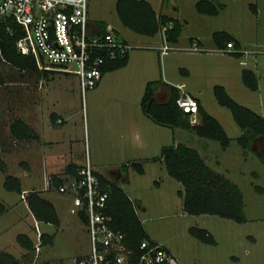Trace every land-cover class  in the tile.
Returning a JSON list of instances; mask_svg holds the SVG:
<instances>
[{"label":"rangeland","instance_id":"374dc122","mask_svg":"<svg viewBox=\"0 0 264 264\" xmlns=\"http://www.w3.org/2000/svg\"><path fill=\"white\" fill-rule=\"evenodd\" d=\"M116 1L89 0V14L94 19L109 22L118 40L138 43L142 39L150 40L152 36H143L140 30L121 20ZM151 1L156 10L160 9L183 19L179 42L182 46L191 44L192 39H196L200 46V49L189 50L171 44L174 47H170L169 50L174 51L160 56L158 68L160 69L167 56L166 73L168 77L178 79L182 74L178 65L183 63L187 69L183 74L185 88L199 100L204 111L222 124L229 141L222 145L217 139L196 132L190 133L189 129L178 125L172 126L176 128L181 141L199 148L201 151L199 154H203L200 155L209 166L237 182L243 194L244 219L237 222L215 214L186 213L182 205L183 199L178 194V189H182L181 184L167 173L164 163H160L157 157H152L151 161L142 162L143 173L131 170L128 181L121 183L124 192L132 197L129 202L131 205H128L132 211L129 214L131 229L135 234H144V238L162 243L179 264H264V151L260 148L256 153L249 144L243 146L241 143L246 139L248 143L251 141L250 132L254 131L253 129L264 132V0H216L217 4L216 1L213 2L216 5L213 12L196 10L194 0ZM125 6L122 11L125 17L128 16L130 21L139 26L141 22L144 23V18L140 21V16L135 11L130 15L125 13ZM185 17L188 18L187 21H184ZM92 31H96L94 26ZM159 32L158 30L153 34V39L157 42L158 39L161 41ZM190 35L193 36L189 40ZM227 36L238 40L241 46L258 48L261 51L239 54L211 49L224 45ZM164 42L167 43L166 40ZM169 56H173V59H169ZM175 56H179L178 60ZM241 57L245 62L239 61ZM0 68L5 77L0 83V109H3L1 118L5 120V124L11 116L18 115L19 100L23 101V97L29 100L31 96H70V105L65 117L68 120L67 127L71 137L77 138L76 143L84 151V124L86 139L88 132L90 139L95 136L100 139L101 135L104 145L105 137L99 134L103 133V129L89 126L87 131L86 123L83 122L85 98L89 96L87 93L89 88L82 100L76 74L58 70L50 71L51 74L19 70L1 58ZM244 71L251 72L253 84L246 82L243 77ZM102 88L105 96H112L108 94L111 92L108 84L102 85ZM219 96H229L253 111L254 114L248 121V136L236 123L231 108L219 102ZM198 113L197 111L196 114L199 115ZM7 140L12 143L10 137ZM99 145L101 146V141ZM8 164L9 167L15 166L16 159L13 158ZM29 175L35 182L27 184L23 179L24 185L43 188V181L39 176L32 172ZM1 181L0 173V201L9 200L4 202L5 205L15 201L16 208L19 209V227L11 226L0 236V248L13 252L15 249L10 247V244L16 243L15 234L18 231H25L31 237L32 243L35 241L36 233L31 212L25 201L20 199L16 191L3 189ZM46 195L54 200L59 210L70 205L72 212L63 213L62 222L58 226L39 222L42 229L54 234L52 243L40 245V257L50 258L58 264H73V257L88 248L85 226L76 215L69 195L58 191L54 194L46 192ZM138 198H141L145 209L140 208ZM213 203L218 204L217 201H212ZM193 225L206 228L214 241L206 242L193 235L190 230ZM123 232L125 233V230ZM22 249L19 244V257H24L22 259L24 264H30L28 257L32 254L26 252L22 255L20 252Z\"/></svg>","mask_w":264,"mask_h":264},{"label":"crops","instance_id":"0c3cea01","mask_svg":"<svg viewBox=\"0 0 264 264\" xmlns=\"http://www.w3.org/2000/svg\"><path fill=\"white\" fill-rule=\"evenodd\" d=\"M147 1L156 12H162L176 18V20L180 24V30L177 34L176 39L171 40L167 38V27L164 29L162 27V25L166 22L161 24L157 29V31H160L159 38H161V41L160 39H158L157 42L153 39V34H155V32L150 34L140 31L143 36H152L151 39H142L139 43L134 41L135 45L130 47L127 51L128 55L125 63L102 70V74L98 82L94 87L87 90L89 96H86L85 98V112L83 113L82 117L83 122L86 123L85 125L87 131L89 126L96 128L100 127L101 129H103V133L99 132V134H102V136L105 137L104 145H102L103 141L101 139V135H98L100 139L96 138V136L90 139V137H88L89 132L87 133V146L89 149V156L93 165L94 172L98 175V177L100 176L108 183L121 187L122 190L123 187L121 186V183L128 181L131 170H134L137 173H143L144 167L142 162L151 161L152 157H157L160 163H164L160 156L162 148L167 145H175L177 142H183L176 133L177 131L175 127H173L172 125L169 126L165 123H158L153 121L141 109L140 99L147 80H160L155 89V98L158 101H165L169 98L172 91L177 89V87L175 86L176 82H184V84L186 85V81L185 79H183V74L187 70L186 67L182 65L183 63L179 64L178 66L182 71L180 78L177 77L178 79H172L171 77H168L166 73L167 63H165L167 56H165L164 63L161 65L160 69L158 68L160 56L162 54L168 55L169 53H172L174 51L169 50L170 48H168L167 51L160 52L159 44H175V47L182 46L179 42L181 40L180 33L182 31L183 19L170 13L161 11L160 9L156 10L152 1ZM195 1L196 0H194V7ZM212 1L215 2L216 0ZM175 5L177 6V3ZM89 20L93 22L95 21V23L99 21L105 23L107 22L106 20L102 19H94L90 14ZM187 20L188 18L185 17L184 21ZM191 36L193 35L189 36V40L191 39ZM197 38L201 42V39H199V37ZM164 40H166L167 43L164 42ZM171 47H174V45H171ZM172 55L174 56V54ZM173 56H169V59L172 60ZM178 57L179 56H175L177 60ZM50 71L53 70H46V73L51 74ZM35 72L38 73L39 71ZM104 84H108V86L110 87L109 90L111 91L108 92V94L112 96H105L104 92H102V85ZM70 98V96H31V98L28 100V98L23 97V101L19 100L18 115L11 116L6 124L4 123L5 120L1 118L3 109H0L1 186L7 191H16L17 193H19L20 199L25 201L28 210H30L31 212L32 218L36 219L38 221V224L39 222H44L47 225L58 226L62 222V214L65 212H72L70 205L59 210L54 200L46 195V192L54 194L55 191H58L62 194L69 195L72 198L70 192L59 191L57 189V186L73 178L75 176V168L83 160L82 147H80V145L76 143L77 138H72L68 132V120L65 115H67L68 113L67 109L70 105ZM197 102V111L199 112V100H197ZM82 107L84 108V105H82ZM200 108H202L201 105ZM15 119H19V121L21 122L19 123V133L21 134L20 136L14 135L10 130V125ZM199 120L200 116L197 115V121L190 122L197 123L199 122ZM180 127L182 128V126ZM83 128L84 131H86L84 124ZM189 132L195 133L193 130H190ZM224 132L226 133L225 130ZM9 137L11 138L12 143L8 142L7 139H9ZM99 140L101 141V146L99 145ZM263 141L264 140L261 135L256 136L251 142L250 148H252L253 150L256 149L263 143ZM183 143L194 147L198 152H201L199 151V148L197 146L188 144L187 142ZM200 154L203 156L202 153ZM13 158L16 159V165L9 167L8 163L9 161H12ZM207 165L209 166V164ZM209 167L212 168L211 166ZM30 172L42 179L43 188H36L32 185L31 187H28L24 185L23 179L27 184L35 182L34 178L30 177ZM20 173H22V175H20ZM7 176L15 177V179H13L14 181H12L10 178L8 182L11 186H18L19 190H15V188H9L5 185V179ZM177 182L182 186V189H178V194L183 199V184L179 180H177ZM46 183L48 185H46ZM234 183L237 184V182ZM30 191H36L38 195L47 199L52 204L58 218L57 223H54L50 220L38 219L34 216L27 203L28 193ZM124 193L129 200H132V197L126 191ZM137 197L138 196H136V198ZM138 199L139 201L137 202L140 205V208L145 209L146 207L140 200L141 198ZM5 201L8 202L9 200ZM5 201H0V223H2L0 225V236L3 235L5 229L11 226H14V228L19 227V209L16 208L17 205H15V201L9 202L7 203V205H5ZM185 212L188 213L187 211ZM75 213L85 226V220L80 217L76 209ZM39 227L41 233L46 232L50 235L51 240L47 243H52L54 240V234L42 229L40 224ZM18 233H24L28 235L25 231H18L15 234L16 243L10 244V247H13V249H15L13 252L4 248H0V250L10 252L17 259H23V256L19 257V244L23 247V249L20 251L22 252V255H24L27 250L21 244V240H18ZM87 250L75 256L85 254ZM28 252H30L31 255V250ZM38 257L40 259V264H43V261H48L51 264H58L57 261L50 258L40 257V252ZM29 258L30 256L28 257V259ZM175 262L176 264H179L177 260H175Z\"/></svg>","mask_w":264,"mask_h":264},{"label":"built area","instance_id":"2783aa9c","mask_svg":"<svg viewBox=\"0 0 264 264\" xmlns=\"http://www.w3.org/2000/svg\"><path fill=\"white\" fill-rule=\"evenodd\" d=\"M88 5L89 0H0V19L11 17L20 24L22 33L15 39L17 49L32 55L40 69L76 74L82 99L85 91L100 79L101 64L105 57H114L135 45L131 41L116 39L109 22L105 23L101 31L93 32L87 25ZM171 24L172 20L169 19L162 27L164 29ZM159 47L160 52H164L171 45L162 43ZM182 47L200 49L196 39ZM211 49L239 54L261 51L241 46L240 42L236 43L232 38L227 39L224 45ZM239 61L245 62V59L241 57ZM175 86L178 89L176 104L189 114L191 122H196L197 99L185 88L184 82H176ZM84 142L83 160L75 168V176L57 186L59 191L70 192L72 205L85 216L88 250L85 254L73 257V264H176L162 243L142 238L135 248H131L125 242L123 230L111 226V215L105 209L108 191L102 187L94 172L85 131ZM33 226L36 234L29 262L40 264L38 256L42 238L36 219H33Z\"/></svg>","mask_w":264,"mask_h":264},{"label":"trees","instance_id":"16d2710c","mask_svg":"<svg viewBox=\"0 0 264 264\" xmlns=\"http://www.w3.org/2000/svg\"><path fill=\"white\" fill-rule=\"evenodd\" d=\"M116 6L118 14L121 16V20L137 30L152 34L157 31L161 24L170 19L172 20V25L166 28L167 38L174 40L179 33L180 24L176 18L162 12H156L147 0H117ZM124 6L125 13L130 15L135 11L138 16H140V21L144 18V23L141 22V25L139 26L133 21H130L127 18L128 16L125 17L122 12ZM195 8L199 11L213 12L216 5L212 0H196ZM87 25L91 29L94 26V28L97 29L96 31H101L105 26V22L99 21L95 23V21L93 22L88 20ZM21 33L22 30L20 28V24L16 23L11 17L0 19V58L20 70L42 71L46 74V70L49 69L38 68L32 55L20 52L17 49L15 39ZM227 39H230V37L227 36L225 40ZM234 41L238 43V40L234 39ZM127 55L128 52L124 51L114 57L106 56L101 64L102 70L125 63ZM243 77L247 83H254L253 76L250 71H244ZM4 80L5 77L0 68V83ZM159 81V79L147 80L140 99L141 109L153 121L173 126H182L186 129L193 130L198 134L217 139L222 145H225L229 141V137L224 132L218 120L200 108V105V120L197 123H191L189 120V114L183 111L175 102L177 89L173 90L169 98L165 101H158L155 98V89ZM218 100L221 104L231 108L236 123L239 125L241 130H243V133H247L248 136V121L250 120L249 118H251V115L254 114L253 111H251L248 107L235 102L229 96H219ZM19 123H21L19 119H15L10 125V130L16 136L21 135L19 133ZM253 130L254 131L250 132L251 141L249 143L246 138L245 139L247 141H241L243 146H247L248 144L250 145L253 139L258 135H261L264 140L263 130ZM238 139H240V137ZM260 148L264 151V141L260 147L255 149L256 153L259 152ZM160 156L167 168V172L183 184V208L185 211L193 214L203 212L213 213L219 216L231 218L238 222L243 221V196L240 188L223 173L210 168L194 147L182 142H177L175 145L164 146L161 150ZM10 178L12 181L15 179L13 176H7L5 179V185L9 188L19 190L18 186L9 185L8 181ZM99 179L102 187L108 191L105 209L111 215V226L125 230L128 237L127 240L125 234V241L127 242V245L131 248H135L136 243L140 239L144 238V234H135V232L131 229V216L129 214H131L132 211L128 208L130 200L121 187L108 183L100 176ZM212 201H217L218 204H212ZM27 203L36 218L50 220L54 223L58 222V218L52 204L47 199L38 195L36 191H30L28 193ZM79 215L83 218V220H85V216L82 211L79 212ZM137 220L138 219L136 217V222L138 223ZM190 230L193 235L206 242L214 241L211 233L204 227L191 226ZM17 238L18 240H21V244L26 248L27 252L32 249L33 243L28 235L18 233ZM41 238L42 243H47L51 240L50 235L46 232L41 233ZM0 264H24V262L22 259H17L10 252L0 250ZM43 264L51 263L43 261Z\"/></svg>","mask_w":264,"mask_h":264}]
</instances>
